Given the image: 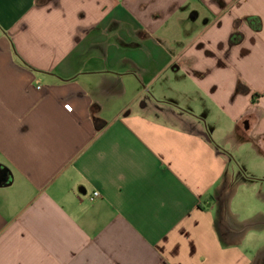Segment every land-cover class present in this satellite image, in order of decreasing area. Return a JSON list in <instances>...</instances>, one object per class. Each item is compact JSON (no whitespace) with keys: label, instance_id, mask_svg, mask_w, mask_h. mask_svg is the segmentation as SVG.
Masks as SVG:
<instances>
[{"label":"crops","instance_id":"0c3cea01","mask_svg":"<svg viewBox=\"0 0 264 264\" xmlns=\"http://www.w3.org/2000/svg\"><path fill=\"white\" fill-rule=\"evenodd\" d=\"M0 173V264H264V0H0Z\"/></svg>","mask_w":264,"mask_h":264},{"label":"rangeland","instance_id":"374dc122","mask_svg":"<svg viewBox=\"0 0 264 264\" xmlns=\"http://www.w3.org/2000/svg\"><path fill=\"white\" fill-rule=\"evenodd\" d=\"M236 168L238 169L239 178L247 177L248 172L245 168L240 164H236ZM261 235L264 236V232H250L245 236L244 247L247 256L252 260L258 254V252L264 248V238L261 240ZM260 253V252H259ZM262 253V252H261ZM260 253V254H261ZM262 257V255H261Z\"/></svg>","mask_w":264,"mask_h":264},{"label":"trees","instance_id":"16d2710c","mask_svg":"<svg viewBox=\"0 0 264 264\" xmlns=\"http://www.w3.org/2000/svg\"><path fill=\"white\" fill-rule=\"evenodd\" d=\"M255 20L258 21V19H255ZM240 37H241L240 34L235 33V34H233V36L231 37L230 42H231L232 44H235V43L238 42V40L240 39Z\"/></svg>","mask_w":264,"mask_h":264},{"label":"built area","instance_id":"2783aa9c","mask_svg":"<svg viewBox=\"0 0 264 264\" xmlns=\"http://www.w3.org/2000/svg\"><path fill=\"white\" fill-rule=\"evenodd\" d=\"M97 197H99V193H98V192H94V193L92 194L91 200H93V199H95V198H97Z\"/></svg>","mask_w":264,"mask_h":264},{"label":"water","instance_id":"95a60500","mask_svg":"<svg viewBox=\"0 0 264 264\" xmlns=\"http://www.w3.org/2000/svg\"><path fill=\"white\" fill-rule=\"evenodd\" d=\"M3 179V175L0 173V181H2Z\"/></svg>","mask_w":264,"mask_h":264}]
</instances>
